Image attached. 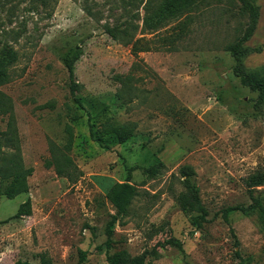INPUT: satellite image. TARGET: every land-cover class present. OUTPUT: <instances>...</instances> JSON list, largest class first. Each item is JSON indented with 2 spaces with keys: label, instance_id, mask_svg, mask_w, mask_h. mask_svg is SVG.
<instances>
[{
  "label": "rangeland",
  "instance_id": "374dc122",
  "mask_svg": "<svg viewBox=\"0 0 264 264\" xmlns=\"http://www.w3.org/2000/svg\"><path fill=\"white\" fill-rule=\"evenodd\" d=\"M156 1L0 0V55H17L0 86L11 103L0 111V132L10 119L22 162L32 168L23 182L0 178V264H40V253L51 264H108L97 246L112 215L110 253L136 255L173 236L182 249L158 247L151 264H264L259 217L238 210L222 217L226 207L250 203L245 179L264 168V106L224 49L247 17L238 0H205L150 30L143 17ZM254 2L259 18L249 46L264 43V0ZM125 21L137 25L134 45L104 30ZM76 50L81 87L72 95L63 56ZM245 65H264V50ZM107 119L135 122L134 134L98 142L88 124L98 134ZM52 154H67L81 176L57 175ZM156 162L160 170L147 174ZM182 165L194 169L207 209L200 225L174 201ZM254 194L264 200V184Z\"/></svg>",
  "mask_w": 264,
  "mask_h": 264
},
{
  "label": "trees",
  "instance_id": "16d2710c",
  "mask_svg": "<svg viewBox=\"0 0 264 264\" xmlns=\"http://www.w3.org/2000/svg\"><path fill=\"white\" fill-rule=\"evenodd\" d=\"M204 1L205 0H157L155 6L143 17V27L156 30L172 19H176L182 15L187 16ZM238 2L239 12L246 15L247 22L241 33H239L233 42L226 44L224 49L228 51L234 60L232 69L234 74L239 77L241 84L249 87L251 90L257 91V101L264 106V65L253 68L245 65L247 56L252 53H260L264 50V43L256 46H249L246 44L256 29L259 18V7L255 4L254 0H238ZM88 12L90 14L92 13L91 10H88ZM136 29L137 25L131 24L130 21H125L122 27L104 24L105 32L111 37L124 43L133 42V45L137 41V39H133ZM79 56L80 53L77 50L67 52L63 56V64L66 68L69 81L68 88L72 95L81 87V85L76 82L74 75V64ZM16 59L17 55L13 50H8L0 55V86L9 82L10 75L8 68ZM75 101L81 103L78 97H75ZM10 108L11 103L9 99L0 92V111L7 112ZM64 128L68 134L64 148L68 150L72 143V129L68 124H66ZM135 128V122L120 123L112 119H107L102 122L98 134H96V132L93 131V125L90 123L88 124L89 134L100 143L104 135L114 137L118 143L124 142L134 134ZM13 132V123H11L9 119L7 129L0 132V178L5 179L13 177L15 180L23 182L31 175L32 168L24 166L19 154L18 140L15 136V132ZM8 144L13 147L12 150L3 149V147ZM51 151L54 152L52 147ZM52 155L55 156L52 159V163L55 165V172L57 175L64 176L71 181L81 176L82 172L71 162L67 154H64L62 157L56 154ZM69 166L70 169H67ZM161 167L162 163L156 162L147 167L145 172L149 175H155ZM178 173V179L182 188L174 195V201L181 211L191 214L196 225H200L206 220L207 209L200 199L197 186L191 180L195 175V171L190 165H182ZM172 175L174 176V174ZM262 184H264V168L250 174L245 179L246 190L251 200L250 203L247 205L226 207L222 213L223 219L227 221L228 213L238 210L248 216L256 214L264 225V200L254 194L255 187ZM133 194V192L130 193V196ZM116 218V215H112L107 221L105 226L106 238L102 244L97 246L98 250L105 251L108 264H151L153 260L158 259L161 255L158 247L165 248L167 246H172L177 249H182L181 240L171 236L163 241L156 242L152 247L146 248L136 255H131L124 249L110 253L108 252V248H110L113 243V224ZM164 226L165 224H161L154 231H160ZM230 231L233 233L232 228H230ZM39 260L40 264H51L50 258L45 253L39 254ZM14 264L20 263L15 262Z\"/></svg>",
  "mask_w": 264,
  "mask_h": 264
}]
</instances>
